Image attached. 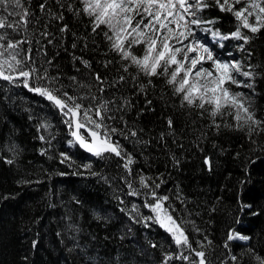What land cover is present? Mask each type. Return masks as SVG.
I'll return each mask as SVG.
<instances>
[{
	"label": "trees",
	"instance_id": "1",
	"mask_svg": "<svg viewBox=\"0 0 264 264\" xmlns=\"http://www.w3.org/2000/svg\"><path fill=\"white\" fill-rule=\"evenodd\" d=\"M41 2L43 0H29V7L39 20V24L33 21L32 30L37 32L47 23L49 30L59 36L57 25L63 22L42 13L39 10ZM47 4L56 11L54 0H47ZM206 14L220 17L216 27L222 31L234 26L231 17L217 9H209ZM65 20L75 37L65 34L62 42H54L55 47L48 49L50 56L59 53L55 63L60 70L66 75H75V69L79 67L87 74L82 65L72 60L73 54L83 55L91 60L94 70L105 73V79L111 83L118 74V58L107 50L101 36L90 33L86 17L73 18L70 13H65ZM74 39L77 48L72 49ZM82 41L87 43V48H83ZM245 48L252 56L248 57V51H239V58L264 68V31L253 37ZM108 59H112L113 64L105 69L103 62ZM129 71L134 74V69ZM146 80L143 76L139 78L140 82L146 83ZM118 88L119 91L108 90L114 92L117 103L127 98L134 106L115 112V115H123L130 127L142 129L138 139L144 143H137V138H120L134 155V169L164 181L159 191L169 195L178 214L187 221H194L196 227L213 240L214 261L217 257L228 260L222 244L225 230L231 225L251 237L249 241L234 242L232 253L239 257V264H255L247 250L253 248L264 256V163L251 166L250 180L240 189L243 199L252 204V211L260 214L254 216L249 211L241 216L238 224L233 223V219L237 216L235 200L238 181L242 178L241 160L249 155L264 158V152L251 151L253 146L246 139V133L225 128L223 120L218 118L221 128L217 131L209 118L198 114L199 110L182 108L163 79L153 78V86H147L143 93L139 91V83L133 84L130 79ZM148 100L151 105L146 103ZM254 101L261 114L264 110V75L257 78ZM168 118L173 120L172 129L167 127ZM41 119L52 124L50 131L55 140L51 147L38 139L39 135H48L43 129L37 131ZM60 120L46 101L26 89L7 85L0 88V264H159L161 252L171 250L170 238L157 226L146 229L120 211L123 205L118 204L116 195L126 203L141 204L142 214H150L142 207L140 199L127 197L120 191L127 189L119 178L123 170L116 167V160L98 161L78 147H69L67 129ZM110 123L120 126L118 119ZM228 123H232L230 118ZM257 140L264 144V135ZM12 145L16 146L15 153L9 151ZM41 149H47V153L41 155ZM60 151H67L72 156L73 167L59 163ZM237 152L240 158L234 159ZM204 157L211 158L213 171L207 170ZM5 158L13 159L14 163H5ZM89 161L92 171L107 176L111 181L109 184L86 172L84 175L71 174L82 171L77 166ZM60 172L68 175H58ZM177 194L181 195L184 204L176 199ZM4 196L9 198L3 199ZM213 206L215 212L211 211ZM69 224L79 230H69ZM186 227L193 237L200 238L193 231L192 223H187ZM153 243L158 247L152 248Z\"/></svg>",
	"mask_w": 264,
	"mask_h": 264
},
{
	"label": "snow or ice",
	"instance_id": "2",
	"mask_svg": "<svg viewBox=\"0 0 264 264\" xmlns=\"http://www.w3.org/2000/svg\"><path fill=\"white\" fill-rule=\"evenodd\" d=\"M54 3L56 11H52L47 0L39 4V10L52 20L63 22L57 25L59 36L49 30L47 23L37 32L32 30L33 21L39 24V20L29 7V0H0V88L4 85L22 87L46 101L67 129L69 147H78L98 161L116 160V167L123 170L119 178L127 189L126 192L123 188L120 191L127 197L140 199L142 207L150 214H142L141 204L126 203L116 195L114 198L118 204L123 205L120 211L133 223L142 224L146 229L157 226L170 238L171 250L161 252L159 264H217V261L218 264H239V257L232 253L233 243L249 241L250 236L227 226L222 248L228 254V260L217 257L214 261L213 240L196 227L194 221H187L178 214L170 203L169 195L159 191L164 181L134 169V155L120 138H137V143H144L138 139L142 129L130 127L123 115H115V112L134 105L127 98L117 103L114 92L108 90L119 91L118 86L127 84L130 79L133 84L139 83V91L143 93L147 86H153V78L163 79L182 108L199 110L198 114L209 118L217 131L221 128L218 118L223 120L225 128L246 133V139L253 146L251 151L264 152V144L257 140L264 135V110L258 114L254 101L257 78L264 75V68L237 59L226 43L236 41L238 51H248L245 46L264 31V0H54ZM209 9L229 15L233 28L222 31L216 27L220 17L207 15ZM65 13H70L73 18L86 17L90 33L101 36L107 50L118 58V74L111 83L105 79L106 74L94 70L91 60L83 55L73 54L72 60L82 65L87 74L76 67L75 75H66L60 70L55 63L58 52L50 56L49 46L55 47V43L62 42L65 34L75 37L65 20ZM82 44L83 48L88 47L83 41ZM71 48H77L75 39ZM251 56V51H248V57ZM112 64L113 60L108 59L103 62V67L108 69ZM130 69H134V74ZM141 76L147 78L146 83L139 81ZM146 103L151 105L150 100ZM229 118L232 123H228ZM117 119L120 126H113L110 122ZM166 123L169 129L174 127L171 118ZM51 128L52 124L46 119L38 122L37 131L43 129L48 133L47 136L39 135L38 139L49 147L55 140ZM160 139H164L163 133ZM9 151L15 153L16 146H10ZM46 153L47 149H41V155ZM58 155L60 164L69 168L75 165L67 151H60ZM239 158L240 153L237 152L234 159ZM4 162L14 163L13 159L7 158ZM258 162L264 163V158L249 155L241 160L242 178L237 185V216L233 223H240L241 216L249 211L254 216L260 214L252 211V204L243 199L240 190L250 180L251 166ZM176 163L179 164V160ZM203 163L209 172L213 171L210 157H204ZM77 167L82 171L72 175H84L86 172L106 184L111 182L107 176L92 171L91 161ZM58 175L68 173L60 172ZM176 199L181 204L185 203L180 194ZM76 202L79 203L78 200ZM211 211H216L215 206ZM187 223H192L199 239L188 231ZM68 228L79 230L73 224ZM151 247L155 249L158 245L153 243ZM247 254L255 264H264V256L256 253L255 249L248 248Z\"/></svg>",
	"mask_w": 264,
	"mask_h": 264
},
{
	"label": "rangeland",
	"instance_id": "3",
	"mask_svg": "<svg viewBox=\"0 0 264 264\" xmlns=\"http://www.w3.org/2000/svg\"><path fill=\"white\" fill-rule=\"evenodd\" d=\"M226 43H227L228 49L231 50L235 54L237 59H240L239 51L235 48L236 41H231V42H226Z\"/></svg>",
	"mask_w": 264,
	"mask_h": 264
}]
</instances>
